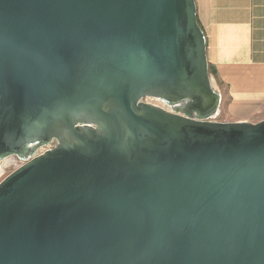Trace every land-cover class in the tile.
<instances>
[{
    "label": "water",
    "instance_id": "1",
    "mask_svg": "<svg viewBox=\"0 0 264 264\" xmlns=\"http://www.w3.org/2000/svg\"><path fill=\"white\" fill-rule=\"evenodd\" d=\"M222 99L195 0H0V264H264V120Z\"/></svg>",
    "mask_w": 264,
    "mask_h": 264
},
{
    "label": "crops",
    "instance_id": "2",
    "mask_svg": "<svg viewBox=\"0 0 264 264\" xmlns=\"http://www.w3.org/2000/svg\"><path fill=\"white\" fill-rule=\"evenodd\" d=\"M207 59L227 90V122L264 120V0H195Z\"/></svg>",
    "mask_w": 264,
    "mask_h": 264
},
{
    "label": "rangeland",
    "instance_id": "3",
    "mask_svg": "<svg viewBox=\"0 0 264 264\" xmlns=\"http://www.w3.org/2000/svg\"><path fill=\"white\" fill-rule=\"evenodd\" d=\"M218 90L222 94L223 99H222V103L220 105L219 115L213 121L224 123V122H227V120H228V115H227L226 109H227L229 99L227 97V90H226L225 86L219 84ZM36 151H39L38 153L41 154L45 151V149H43V147H41V148H37ZM7 159L8 160L2 161L0 163V182L24 163L21 159H19L17 157H10Z\"/></svg>",
    "mask_w": 264,
    "mask_h": 264
},
{
    "label": "trees",
    "instance_id": "4",
    "mask_svg": "<svg viewBox=\"0 0 264 264\" xmlns=\"http://www.w3.org/2000/svg\"><path fill=\"white\" fill-rule=\"evenodd\" d=\"M197 21H198V20H197ZM210 72H211V74L216 78V81H217L218 85H219V84L222 85V84L220 83L219 79H218V76H217L216 71H215L211 66H210Z\"/></svg>",
    "mask_w": 264,
    "mask_h": 264
},
{
    "label": "flooded vegetation",
    "instance_id": "5",
    "mask_svg": "<svg viewBox=\"0 0 264 264\" xmlns=\"http://www.w3.org/2000/svg\"><path fill=\"white\" fill-rule=\"evenodd\" d=\"M48 146H49V145H45V146H43V149L46 150V148H48ZM40 148H41V147H40Z\"/></svg>",
    "mask_w": 264,
    "mask_h": 264
}]
</instances>
